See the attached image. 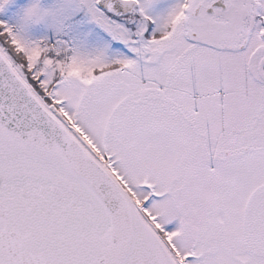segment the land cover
I'll return each instance as SVG.
<instances>
[{"label":"snow or ice","instance_id":"obj_1","mask_svg":"<svg viewBox=\"0 0 264 264\" xmlns=\"http://www.w3.org/2000/svg\"><path fill=\"white\" fill-rule=\"evenodd\" d=\"M0 264H264V0H0Z\"/></svg>","mask_w":264,"mask_h":264}]
</instances>
